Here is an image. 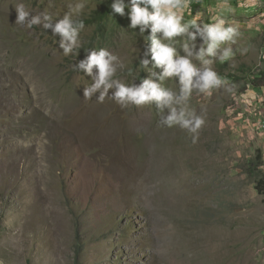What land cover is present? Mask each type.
<instances>
[{
    "label": "rangeland",
    "instance_id": "374dc122",
    "mask_svg": "<svg viewBox=\"0 0 264 264\" xmlns=\"http://www.w3.org/2000/svg\"><path fill=\"white\" fill-rule=\"evenodd\" d=\"M68 2L0 0V264H264V138L249 106L264 104V83L252 81L264 69V0H228L224 18L240 35L233 56L212 65L225 83L190 100L205 120L195 144L159 126L155 104L83 97L91 76L73 67L91 50L116 54L126 83L139 85L154 63L150 51L140 63L149 29L128 28L127 15L95 18L112 1L84 0L74 55L50 30L15 24V5L57 19ZM196 2L189 11L205 22L222 4ZM175 39L183 54L186 37Z\"/></svg>",
    "mask_w": 264,
    "mask_h": 264
},
{
    "label": "clouds",
    "instance_id": "9594fccd",
    "mask_svg": "<svg viewBox=\"0 0 264 264\" xmlns=\"http://www.w3.org/2000/svg\"><path fill=\"white\" fill-rule=\"evenodd\" d=\"M190 4L191 0H112L111 15H127L130 20L128 28L135 30L139 26L142 36L151 29L145 39L151 41L147 51L151 52L154 63L149 69V76L139 85L126 83L117 78L116 54L107 48L91 50L85 59L79 60L73 67V70H84L86 75L91 76V83L84 87L83 97L90 100L99 93L98 102L103 103L110 96L121 107L155 104L160 116L158 125L179 127L189 134L195 144L205 120L191 109L190 100L194 93L211 95L213 89L225 83L212 65L214 61L223 63L233 56L231 45L236 44L240 32L238 26L224 18L223 12L231 10L228 0H222L219 14L211 22H205L198 12L192 16ZM85 6L84 0H69L67 12L53 19L48 12L34 15L22 4L15 5V24L29 29L40 26L46 31L50 30L53 36L59 37V48L65 56L78 54L77 50L82 46L80 33L85 27L80 17ZM186 15L191 18L186 19ZM157 33H162V37L157 38ZM177 37H186L182 45L183 54L177 50ZM198 37L201 38L199 44ZM147 51L140 61L145 68L150 63L146 58ZM156 68L163 71L157 72ZM166 79L175 80L178 90L165 87ZM110 89L114 91L109 95Z\"/></svg>",
    "mask_w": 264,
    "mask_h": 264
},
{
    "label": "trees",
    "instance_id": "16d2710c",
    "mask_svg": "<svg viewBox=\"0 0 264 264\" xmlns=\"http://www.w3.org/2000/svg\"><path fill=\"white\" fill-rule=\"evenodd\" d=\"M109 1H112V0H109ZM110 5L111 4H105L102 9L98 10L97 13H99V15H97V16L95 15V18H97L101 21L105 17L110 15L111 14L110 13L111 12ZM191 5H192V8L194 10H196L197 6H198V2H196V0H191ZM86 21H88V20H86ZM86 21L83 20L84 23H87ZM150 33H151V29L149 28L148 34H150ZM150 43H151V41L149 40V42L147 43V46H146V51L148 49H150V47H151ZM148 54H149V51H147V58H149ZM252 81H253V84L257 87H260L261 85H263V83H264V69L261 70L260 72H258V74H256V76L253 77ZM263 165H264V160L262 161L261 156L259 155V158L256 162V167L261 168ZM256 187H257V190L259 191V193L264 195V175L261 174L258 177Z\"/></svg>",
    "mask_w": 264,
    "mask_h": 264
},
{
    "label": "built area",
    "instance_id": "2783aa9c",
    "mask_svg": "<svg viewBox=\"0 0 264 264\" xmlns=\"http://www.w3.org/2000/svg\"><path fill=\"white\" fill-rule=\"evenodd\" d=\"M249 103H250L249 106L251 108H253L252 113H251V115H253V118H251V119L254 123L257 124L258 130L261 133L262 137L264 138V104L260 106L261 109L259 111H256L255 110L256 105H254L252 102H249ZM253 110H255V111H253ZM254 112H256V113H254ZM258 112H260V113H258Z\"/></svg>",
    "mask_w": 264,
    "mask_h": 264
}]
</instances>
